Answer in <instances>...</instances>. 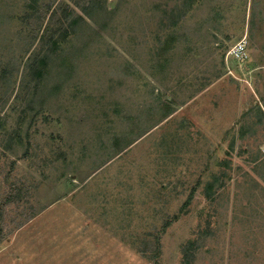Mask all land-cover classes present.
<instances>
[{
    "label": "rangeland",
    "instance_id": "374dc122",
    "mask_svg": "<svg viewBox=\"0 0 264 264\" xmlns=\"http://www.w3.org/2000/svg\"><path fill=\"white\" fill-rule=\"evenodd\" d=\"M29 1L0 0V264H181L209 226L194 264H264V0H101L34 95Z\"/></svg>",
    "mask_w": 264,
    "mask_h": 264
},
{
    "label": "trees",
    "instance_id": "16d2710c",
    "mask_svg": "<svg viewBox=\"0 0 264 264\" xmlns=\"http://www.w3.org/2000/svg\"><path fill=\"white\" fill-rule=\"evenodd\" d=\"M66 0H52L51 3H47L44 5L46 11L39 8L38 0H30L29 3H27V8H29L31 11L30 13H26V18L28 19L27 22L31 23L32 25L40 24V27L44 23V17L43 13L48 15V12H50L49 19H51L52 24H45L43 32L40 36V39L43 41V48H41V52L37 51L34 54H31L28 57L27 65L29 67V72L32 75L31 79L35 81L34 89H33V95L36 92L35 89H38L41 81V78L43 74L47 71V67L49 66L51 60L54 58V56L58 53V48L61 40H64L66 35L68 33L76 31V27L85 20L86 15H91L92 12L97 9L101 5V0H71L73 1V5L69 2L66 3L67 6H62V3H64ZM69 1V0H68ZM86 3V4H85ZM56 4V5H55ZM190 2L185 0L184 4L182 5L184 9L189 7ZM52 5H55L56 10L52 8ZM80 6L82 8L83 13H79L77 10V6ZM186 6V7H185ZM38 8V10L36 9ZM61 9L62 12V18L59 20L55 19L54 14L57 12L58 9ZM181 9V10H184ZM36 10V11H35ZM51 10V11H50ZM174 11H172L171 14H173ZM182 15L185 16L184 11H181ZM34 17H38V22L34 23L32 20ZM176 18L172 17V23L175 24ZM62 27V28H61ZM47 46V48H44V46ZM42 50H44L42 52ZM8 146H11L10 142L7 144ZM6 145V146H7ZM1 153V150H0ZM16 164V162L14 161ZM220 177H215L213 181H209L206 185V192L208 194L211 193L212 189L214 188V184L219 181ZM15 188L11 189L10 192L7 194L5 199L0 201V238L3 237L4 234V226H3V220L5 218L6 209L8 203L11 201H14L13 195L15 193ZM23 190H18L19 198ZM209 224V223H208ZM169 225V221L164 223V227L166 228ZM200 234L197 236L196 239H193L188 242V244L184 245L183 247V254H182V261L181 264H194V259L196 256V253L198 252L200 246L202 245V242L206 239V237L212 233L210 226L206 227L205 229L201 230L199 232ZM153 238H147L146 244L147 248L143 249V253L150 257L152 261L158 263V258L162 255V242L160 241V235L156 234L154 239V233ZM156 240V243H155Z\"/></svg>",
    "mask_w": 264,
    "mask_h": 264
}]
</instances>
